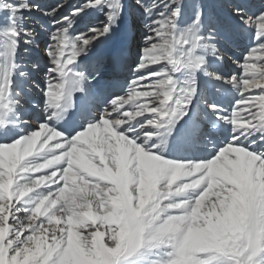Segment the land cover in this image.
<instances>
[{
	"label": "snow or ice",
	"instance_id": "6c2138e0",
	"mask_svg": "<svg viewBox=\"0 0 264 264\" xmlns=\"http://www.w3.org/2000/svg\"><path fill=\"white\" fill-rule=\"evenodd\" d=\"M135 5L139 12L125 0H59L47 9L0 0V264H121L161 244L171 247L169 258L153 264H264V233L257 236L255 224L251 239L246 233L233 241L219 223L242 186L264 184V7H233L242 27L229 22L225 32L251 30L252 37L233 60L242 71L224 75L209 64L225 58V37L203 31L199 3L187 23L184 0ZM90 10L102 18L79 26ZM125 12L142 18L146 31L130 79L116 87L125 58L101 47V37L108 39ZM32 46L38 56L25 63ZM29 63L45 66L39 82ZM219 82L235 89L231 106L208 102ZM25 102L34 109L30 121ZM220 124L230 131L212 158H164L211 144L209 125ZM41 152L42 162L26 166ZM46 183L39 199L28 195ZM197 186L191 199L164 203L169 193ZM160 209L165 216L156 218Z\"/></svg>",
	"mask_w": 264,
	"mask_h": 264
},
{
	"label": "bare ground",
	"instance_id": "6f19581e",
	"mask_svg": "<svg viewBox=\"0 0 264 264\" xmlns=\"http://www.w3.org/2000/svg\"><path fill=\"white\" fill-rule=\"evenodd\" d=\"M30 1H32V0H30ZM55 1H59V0H54V2ZM234 2H235V5H240L242 7H245L247 9H249L250 11H254V10L259 9V8L264 6V0H234ZM125 3L127 5V8H129V9H132L134 7V6L130 5L128 0H125ZM197 3L203 4L202 7L205 6V8H209L210 6H211V8L214 7L215 12L218 14V16L224 17V19H225L224 24L226 25L229 22H231L233 29H237L238 27H240V25H242L239 22L238 18H236L234 16V14H232V12L230 11V9H229L230 1L229 0H184L185 15L181 18L182 23L191 22V20L194 18L192 13H193V11L195 9V5ZM65 11H66V9H65ZM32 16H33V19H32L33 21L35 19H37V21H38L37 16H35V15H32ZM97 18H102L101 14L97 11L90 10L86 16L81 18V20L79 22V26H82L83 24L88 23V22L95 20ZM130 19L131 18L128 16L127 12H125L124 13V19H122L118 22V25L115 27L114 31L111 33V35L108 37V39L105 40L103 37H101V40L103 41L101 47H103L105 49H109V50H115L116 47L122 46V47L128 49V46H129L128 40L129 39L133 38V41H135V40L139 41V37H140L138 34L139 30L134 28V24L130 22ZM206 21L207 22L205 25H208L207 24L208 20H206ZM37 27L39 28V23H37ZM204 28H206V27H204ZM142 32H144V29H142ZM228 34H229V36H232V34H234V33H228ZM242 43H243V41L241 40L239 42V44H242ZM233 45H235V44H233ZM219 46H221V45H219ZM32 47L34 50H37L35 48V46H32ZM223 47H224V49L228 50L227 46L223 45ZM0 48H3L2 44H0ZM34 50L31 53L25 55V57L27 58V59H25V63H26V61L27 62L29 61V59H28L29 55H32L34 53ZM237 54H238V52H237ZM130 55L132 56L131 61L133 62L135 60L134 54L131 53ZM239 55H240V53H239ZM226 58L229 59L228 56H226ZM235 58H236V56H234L232 59H235ZM212 63H213V66H215V68H218L222 63H224V61L223 62L216 61L214 58H210V64L209 65L212 66ZM215 63H217L219 66L214 65ZM228 65L232 66V63H229ZM226 66L227 65H225V67ZM224 69L226 70V68H224ZM127 70H128V68H127ZM29 73L31 74L32 72H29ZM33 74H32V76H33ZM114 77H115V75H114ZM40 78L41 77L39 74H35L33 79L36 80L37 82H39ZM214 87H210L208 89V94H209L210 99L212 101H213V96L216 93L214 91ZM26 110H28V109H25V112H26ZM26 120L30 121V119H26ZM224 127H225V125H224ZM7 131L13 132V131H17V130L12 128L11 126H9ZM187 150L182 151V152H173L170 155H166L164 158L169 159V157H173L175 154L188 152ZM249 150H251V149H249ZM180 156H182V155H180ZM43 159H44V153L41 152L38 154H33V156L26 158V161L24 163L27 166V163L29 161H31L34 164V163L42 162ZM52 167H55V166H52ZM43 171H47V170H42V172ZM29 175H35V174H32V173H26L25 174V176H29ZM25 182H27V181L25 180ZM47 187H50V185H48L46 183L45 185H42L39 188L34 189L33 192L29 193L28 195L33 197L34 199H39L38 194L40 192H42ZM199 188H200V186H197V189L185 190V192H183V193H177V192L173 191V192L168 194L167 199L164 201V203L179 202V200L181 198H184V197L191 199L192 197L190 196V193L197 191ZM174 214H182V213H180L179 210H176L174 212ZM18 215H20V214H18ZM161 216L164 217L165 214L161 213ZM157 247H159V248H157ZM157 247L142 248L138 254L134 255L133 257L128 258L127 260H122L121 264H153V261L168 259L169 257L167 256V253L171 251V247L167 244H161ZM219 263L222 264L221 261Z\"/></svg>",
	"mask_w": 264,
	"mask_h": 264
},
{
	"label": "rangeland",
	"instance_id": "374dc122",
	"mask_svg": "<svg viewBox=\"0 0 264 264\" xmlns=\"http://www.w3.org/2000/svg\"><path fill=\"white\" fill-rule=\"evenodd\" d=\"M230 1V4H229V9H230V11L232 12V14H233V11H232V9H233V7L234 6H236L235 5V2H234V0H229ZM30 2H36V3H42L41 5H43L42 7L43 8H51V7H54L56 4H57V2L59 3V1H55L54 2V0H32V1H30ZM128 2L130 3V5H132V6H134L132 9H136L138 12L140 11L138 8H137V6L135 5V0H128ZM202 5L203 4H200V6H201V8H202V10H203V12H204V18H205V24H206V20H208V25H205L204 27H206V28H203V31L205 32V33H207V31H208V29L209 28H214L215 30H216V32L219 34V32H224L225 33V35L228 37V38H230L231 39V41H232V44H231V42L229 41V40H227V42H229L231 45H230V47H229V49L230 48H232V47H234L235 49L233 50L232 49V51L233 52H231V50H227V49H224V47H223V45H225V43L221 40V42H220V47L221 48H223L224 49V51L226 52V56H228V57H231V58H233L234 56H236V58L237 57H239L240 55H239V53L241 54L242 53V51H243V48L245 47V41H249V36H250V34L247 32V33H240L239 34V36H242V37H244V40H242L243 41V43L242 44H239V42L241 41V39H238L237 41H235L234 39H236V35L235 34H232V36H229V34L228 33H231V32H225L224 30L225 29H222V28H224L226 25L224 24L225 23V19H224V17H220V16H218V14L215 12V9H214V7L213 8H211V6L209 7V8H205V6L204 7H202ZM263 5V4H262ZM240 6V5H239ZM264 7V6H263ZM66 11H67V9H66ZM32 15H35V16H37L38 17V21L39 22H41V20H46L45 22H43L45 25H47L46 23H48V18L47 17H44V16H42V15H40V14H38V13H33ZM32 19H33V16H32ZM34 21H37V19H35ZM130 22L131 23H133L134 24V28L135 29H138L139 31V41H133L134 42V46H136L137 45V47H138V49H137V54H134V53H132V54H134V55H136V57H137V55L139 56V52H140V49L143 47V40H144V33H145V29H144V27H143V21H142V18H139V17H134V18H131L130 19ZM185 23V22H184ZM35 27H36V29H37V31H38V33H40V39H39V43H41V44H43L45 41H46V35L44 34V32L40 29V28H38L37 27V23H35V25H34ZM240 27H242V25H240ZM142 29H144V32H142ZM250 31V30H249ZM250 32H252V31H250ZM221 35V34H220ZM223 36V35H222ZM234 37V38H233ZM227 39V38H226ZM233 44H235V45H233ZM227 45H228V43H227ZM226 45V46H227ZM236 45L238 46V48L236 49ZM133 46V45H132ZM132 46H131V48H132ZM232 46V47H231ZM249 46H250V44H249ZM249 46H247V48L249 47ZM129 47V46H128ZM129 49L130 51H133L134 52V47L132 48V49ZM0 49H2V48H0ZM34 49H33V47H31V48H29V51L27 52V53H25L24 55H26V54H29V53H31L32 51H33ZM236 50V51H235ZM241 50V51H240ZM36 51H38V49L37 50H34V53L32 54V55H29V61H31V60H34V59H36L37 58V54H36ZM240 51V52H239ZM237 52H238V54H237ZM227 53H230V54H227ZM232 53V54H231ZM236 53V54H235ZM234 54V55H233ZM246 54V53H245ZM230 55H233V56H230ZM226 56H225V58H226ZM27 59V58H26ZM138 59V58H137ZM227 59V58H226ZM225 59V60H226ZM225 60L223 59V61H224V63H225ZM228 60H234V59H227V61ZM28 61V62H29ZM137 61V60H136ZM222 61V62H223ZM27 61H26V63H28ZM224 63H222L221 65H223ZM229 63H225V65H227L226 67H229V68H231V70L234 72V69H235V66L233 67V65L232 66H230V65H228ZM215 65H217V66H219L217 63H215ZM28 66L29 67H31L30 66V63L28 64ZM213 66V65H212ZM211 65H209V68L212 70V71H214L213 70V67H214V69H215V66H213L212 67ZM133 67H135V62H134V66ZM225 66H224V68H226ZM223 68V69H224ZM217 69V68H216ZM227 69V68H226ZM34 71H30L29 70V68H28V71L29 72H32L30 75H31V77L32 78H34V76H35V74H39L40 75V77H41V75L43 74V72L44 71H46V68H45V66L44 65H40L37 69H33ZM184 71H187V70H184ZM216 71V70H215ZM240 71H242V69H240V68H238V72H240ZM34 73V74H33ZM232 73V72H231ZM32 74H33V76H32ZM230 74V73H229ZM39 81H40V79H39ZM223 83V82H222ZM224 84V83H223ZM225 85V84H224ZM226 86V85H225ZM215 88H217V86L215 85ZM25 90V89H24ZM26 93V92H25ZM217 93H215V95H216ZM209 95V94H208ZM216 97H217V95H216ZM215 97V98H216ZM218 98L219 99H221L220 98V95H218ZM211 100V99H210ZM213 100H214V98H213ZM211 102H213L212 100H211ZM26 103L24 104V111H25V109H28L27 107H26ZM129 110H132V109H129ZM26 112H27V110H26ZM25 112V113H26ZM145 115H149V114H145ZM211 117H213V116H211ZM214 118V117H213ZM137 119H139V118H137ZM132 122H135V120H133V121H129V123H132ZM134 125H136V124H134ZM222 126L224 127V125L222 124ZM138 128V129H137ZM225 128L228 130V131H230V127L229 126H226L225 125ZM135 130L136 131H139V125L138 126H135ZM216 133V131L214 132V134ZM126 134V133H125ZM130 138H133V137H130ZM210 139V138H209ZM137 142H139V141H137ZM214 146H215V144H214V142H212L211 144H207V145H205L204 147H202V144H201V146L200 147H198V148H194L195 150H194V152H193V150H190L189 148H188V152H185V153H178V155H182V156H179L180 158L181 157H186L187 156V154L189 153L190 154V157L191 156H193V157H196L197 155H199L200 157H202V158H206L205 157V155L208 157V159H210V158H212V157H210L209 158V156L207 155L208 153H211V152H213V149H214ZM201 148V150H199ZM174 156H176V154L174 155ZM173 156V157H174ZM202 160H201V158L200 159H198V160H196V161H193V162H201ZM157 248H159V247H157ZM220 261H217V262H215V264H220L219 263Z\"/></svg>",
	"mask_w": 264,
	"mask_h": 264
},
{
	"label": "clouds",
	"instance_id": "9594fccd",
	"mask_svg": "<svg viewBox=\"0 0 264 264\" xmlns=\"http://www.w3.org/2000/svg\"><path fill=\"white\" fill-rule=\"evenodd\" d=\"M163 211L160 209L156 218ZM219 223L221 231L228 233L233 241H239L246 233L251 239V232L248 230L252 224L257 226V236L264 233V184L259 185L255 191L251 186H242Z\"/></svg>",
	"mask_w": 264,
	"mask_h": 264
}]
</instances>
